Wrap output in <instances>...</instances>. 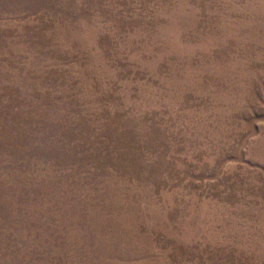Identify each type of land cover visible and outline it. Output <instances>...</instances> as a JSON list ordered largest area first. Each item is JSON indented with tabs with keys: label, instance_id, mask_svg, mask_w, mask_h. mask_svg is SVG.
I'll return each mask as SVG.
<instances>
[{
	"label": "rangeland",
	"instance_id": "obj_1",
	"mask_svg": "<svg viewBox=\"0 0 264 264\" xmlns=\"http://www.w3.org/2000/svg\"><path fill=\"white\" fill-rule=\"evenodd\" d=\"M0 264H264V0H0Z\"/></svg>",
	"mask_w": 264,
	"mask_h": 264
}]
</instances>
